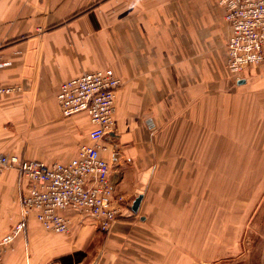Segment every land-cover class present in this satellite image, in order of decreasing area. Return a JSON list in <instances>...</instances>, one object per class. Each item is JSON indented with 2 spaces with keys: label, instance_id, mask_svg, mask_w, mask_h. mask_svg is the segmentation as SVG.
<instances>
[{
  "label": "crops",
  "instance_id": "obj_1",
  "mask_svg": "<svg viewBox=\"0 0 264 264\" xmlns=\"http://www.w3.org/2000/svg\"><path fill=\"white\" fill-rule=\"evenodd\" d=\"M229 35L215 0H0V84L19 88L0 95V153L74 157L92 124L85 112L61 115L59 85L109 67L121 85L103 156L125 198L108 231L70 205L60 210L67 233L43 229L30 213L0 264H50L83 248L95 264H204L211 183L221 191L231 178L234 210L247 193L241 178L250 198L264 183V61L233 80ZM27 183L14 168L0 170V234L20 220Z\"/></svg>",
  "mask_w": 264,
  "mask_h": 264
},
{
  "label": "built area",
  "instance_id": "obj_2",
  "mask_svg": "<svg viewBox=\"0 0 264 264\" xmlns=\"http://www.w3.org/2000/svg\"><path fill=\"white\" fill-rule=\"evenodd\" d=\"M215 1L224 9L230 27L225 43L226 66L233 80L238 81L248 68L264 61V0ZM120 85L121 80L109 67L83 72L60 83L56 102L61 115L85 112L92 124L89 141L82 143L67 162L46 163L0 153V170L14 168L28 182L20 196V220L0 234V254L25 226L30 213H34L43 229L67 233L71 220L60 210L70 205L93 216L100 230L111 228L120 213V201L125 198L111 186V166L103 152L115 129V97ZM17 89L0 84V95ZM50 264L62 263L55 260Z\"/></svg>",
  "mask_w": 264,
  "mask_h": 264
},
{
  "label": "rangeland",
  "instance_id": "obj_3",
  "mask_svg": "<svg viewBox=\"0 0 264 264\" xmlns=\"http://www.w3.org/2000/svg\"><path fill=\"white\" fill-rule=\"evenodd\" d=\"M245 180V177L241 178L243 191L245 189L247 193H242L241 206L236 210L227 208L229 202L233 201L234 194L226 189L233 182L231 178L225 179L221 191H213L212 185L217 183H211L210 198L213 207L210 210V254L209 258H205L208 260L207 264H264V183L260 192L250 198L249 185H246ZM211 181L215 182L217 178L214 177ZM232 213L239 216L236 215L235 219ZM60 257L56 256L50 263L54 259L62 263ZM194 258L199 264L203 263L201 257ZM80 261L95 264L84 257Z\"/></svg>",
  "mask_w": 264,
  "mask_h": 264
},
{
  "label": "trees",
  "instance_id": "obj_4",
  "mask_svg": "<svg viewBox=\"0 0 264 264\" xmlns=\"http://www.w3.org/2000/svg\"><path fill=\"white\" fill-rule=\"evenodd\" d=\"M84 257V253L82 251H74L69 254L62 255L59 259L63 264H70L72 262L80 261Z\"/></svg>",
  "mask_w": 264,
  "mask_h": 264
},
{
  "label": "water",
  "instance_id": "obj_5",
  "mask_svg": "<svg viewBox=\"0 0 264 264\" xmlns=\"http://www.w3.org/2000/svg\"><path fill=\"white\" fill-rule=\"evenodd\" d=\"M237 82H238V83H242V82H244V79L241 78V79H239ZM141 197H142V195L139 194V195L136 196L135 199L133 200L132 205H131V209H132V211H134V212L137 211V208H138V206H139V202H140V200H141Z\"/></svg>",
  "mask_w": 264,
  "mask_h": 264
}]
</instances>
